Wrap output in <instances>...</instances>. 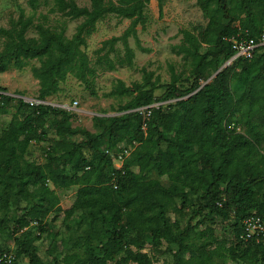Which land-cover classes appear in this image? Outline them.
Returning <instances> with one entry per match:
<instances>
[{"label": "trees", "instance_id": "obj_1", "mask_svg": "<svg viewBox=\"0 0 264 264\" xmlns=\"http://www.w3.org/2000/svg\"><path fill=\"white\" fill-rule=\"evenodd\" d=\"M149 2L89 0L80 5L76 0H54L51 10L81 20L71 36L63 28L33 24L22 10L12 28L0 26V35L6 38L0 72L37 59L40 63L32 73L39 79L37 97L42 99L63 91L62 83L70 74L90 86L95 68L81 47L86 37L108 14L129 18L125 31L103 40L97 52L101 64L114 68L109 52L101 51L122 40L125 55L120 63L132 65L128 36L136 34L138 23L146 22ZM197 5L208 17L201 40L184 30L187 43L177 50L189 59V73L173 72L163 83L145 70L143 79L131 86L119 79L111 93L132 96L119 105L121 113L95 115V132L72 126V110L0 96V116L10 100L18 102L15 114L0 128V227L10 231L16 246L15 252L4 248L0 236V254L14 256L12 262L1 264H17L21 255L28 264H44L34 241L47 231V215L59 208L57 190L73 186L75 197L64 209L65 216L80 217L79 223L84 220L87 228L81 239L89 247L66 254V264H155L146 248L159 249L163 242L170 250L177 246L173 264H210L213 253L237 264L264 262V239L241 237L245 216L256 212L264 220V44L251 58L232 59L206 82L233 57V39H261L264 0H197ZM31 25L36 36L26 35ZM202 43L205 50H200ZM158 86L164 87L159 96ZM164 100L172 101L150 108L148 116L134 110ZM51 130L59 138L45 148V160L30 159L31 143L48 141ZM78 134L80 140L73 138ZM123 141L131 144V151L117 168L114 156ZM194 201L198 208L186 225L167 213ZM10 208L21 212L13 225H8ZM199 214L209 220L232 217L233 240L226 242V252L209 249V240L193 248L189 237L203 222L192 223ZM198 233L207 236L206 230ZM187 250L196 253L185 257L182 253Z\"/></svg>", "mask_w": 264, "mask_h": 264}, {"label": "rangeland", "instance_id": "obj_2", "mask_svg": "<svg viewBox=\"0 0 264 264\" xmlns=\"http://www.w3.org/2000/svg\"><path fill=\"white\" fill-rule=\"evenodd\" d=\"M80 5H88L89 0H76ZM54 0H0V26L12 28L17 24L21 11L25 17L33 18V24L43 22L46 25L57 29H65V34L71 36L80 19H72L61 12L53 11L51 8ZM147 20L144 24L136 25V34L128 36V43L133 50L132 65L120 63V58L125 55V47L122 40L115 42L111 49L109 46L101 51V54L108 51L109 57L115 62L114 68H108L105 62L98 60L97 49L102 45L103 40L112 36L121 35L130 25L131 20L126 17L108 14L98 21L95 30L86 37V44L82 45L91 60V66L95 68L93 74L89 76L90 86L81 82L73 74L62 83L63 91L52 94L47 100L52 102L78 101L73 112L75 115L71 119L72 126H81L92 132L98 130L94 116H112L121 113L118 110L119 105L126 102L132 94L114 95L111 90L117 81L123 80L126 86H131L136 81L143 79L144 71H152L153 79L159 78V82H168L172 73L181 75L189 73L190 62L185 58L184 52H179L178 46L186 44L184 30L193 33L201 40L202 33L208 22L197 5V0H163L162 10L159 8V0H150L146 8ZM27 36H36L37 31L34 25H31L26 33ZM6 38L0 35V50L4 47ZM200 50H205L206 44H201ZM37 59H30L22 68L9 67L0 72V86L3 90L10 93H21L27 96H38L39 79L32 73V67L39 65ZM211 78V77H210ZM209 80V79H208ZM164 87L158 86L155 90L157 96L161 95ZM172 100L156 101L154 103H168ZM18 102L10 100L9 105L3 115L0 116V128L5 127L16 112ZM135 109V108H134ZM242 129V128H241ZM243 130V129H242ZM59 138L55 131L51 130L48 141L32 142L28 148L27 156L38 162L45 160L44 150L54 139ZM80 140V134L74 136ZM119 145L129 146L125 141ZM93 158H95L93 156ZM153 177H157L152 173ZM164 184H169L166 178L161 177ZM51 186H53L50 183ZM60 197L59 208L53 209L47 215V231L40 235L34 241L37 252L44 264H66L65 256L75 251L83 252L89 246L82 244V232L86 231L84 220L78 222L80 217H66L64 209H67L74 200L76 187L58 189ZM175 204L179 205L177 200ZM198 208L197 202H190L182 209H169L167 212L171 218L178 216L183 225L189 222L193 211ZM3 213V212H1ZM21 212L16 208H10L7 211L8 225H13V220ZM200 218L192 220L193 224L197 219H203L199 227L195 228L189 240L194 243L193 248H197L203 242L210 241L209 249L226 252L224 248L226 242L233 240L231 227L232 217H216L209 220L206 216L197 215ZM207 218V219H206ZM200 230H206L207 236L198 233ZM33 234H38V230L33 228ZM0 236L2 246L9 250H15V240L8 229H1ZM167 243L163 242L159 249L146 250L150 253L155 264H173L172 251L177 247L172 245V250L166 248ZM205 248L204 246H201ZM208 249V246L206 247ZM15 252V251H14ZM193 250H187L182 254L189 257L194 254ZM17 264H28V258L25 255L17 257ZM72 264V263H69ZM134 264V263H129ZM210 264H237L225 255L212 254Z\"/></svg>", "mask_w": 264, "mask_h": 264}, {"label": "built area", "instance_id": "obj_3", "mask_svg": "<svg viewBox=\"0 0 264 264\" xmlns=\"http://www.w3.org/2000/svg\"><path fill=\"white\" fill-rule=\"evenodd\" d=\"M260 44H264V34H262V37L259 41H256L253 38L233 39L232 46L235 52L232 58L234 59L238 56L251 58L254 55L256 48ZM1 95H11L16 98H21L24 101L28 102L30 105L51 104L55 107H61L66 110H72V111L78 104L77 100H74L72 103H68V102L56 103L47 99H42L34 96H27L21 93H10L3 89H0V96ZM158 104L159 103H152L149 105L137 107L134 110H137L143 113L145 116H148L151 112L150 108L155 107ZM119 146H120V151L117 153V155L114 156V166L117 168L121 167L124 157L127 156L131 151L130 146H124V145H119ZM33 223L36 224L37 221H34ZM242 223L244 228V232L241 234L242 238L244 239L256 238L257 240L264 239V220L262 216H260L256 212H252L244 217ZM13 257L14 256L11 252H3L2 254H0V264L12 262ZM260 264H264V262Z\"/></svg>", "mask_w": 264, "mask_h": 264}, {"label": "water", "instance_id": "obj_4", "mask_svg": "<svg viewBox=\"0 0 264 264\" xmlns=\"http://www.w3.org/2000/svg\"><path fill=\"white\" fill-rule=\"evenodd\" d=\"M232 59H233V58H231L229 61L225 62L222 66H220L219 69H218V70H217V71L211 76V78H212L217 72H219L224 66H226L227 64H229L230 61H231ZM211 78H209V80H207L206 82L210 81ZM206 82H204V84H205ZM204 84H202V85H204Z\"/></svg>", "mask_w": 264, "mask_h": 264}]
</instances>
